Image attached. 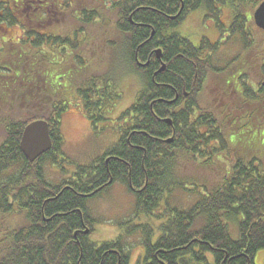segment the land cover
I'll return each instance as SVG.
<instances>
[{
	"label": "trees",
	"instance_id": "1",
	"mask_svg": "<svg viewBox=\"0 0 264 264\" xmlns=\"http://www.w3.org/2000/svg\"><path fill=\"white\" fill-rule=\"evenodd\" d=\"M261 1L0 0V27L22 30L16 46L0 47L13 56L0 57V215L23 213L25 219L0 229V264H129L125 235L100 243L89 239L93 220L85 202L116 181L134 194L137 217L155 212L162 219L153 243L152 231L140 227L142 264H255L256 253L264 249V164L231 152L229 145L239 142L237 137L228 140L227 133L242 125L238 110L232 105L203 107L198 97L209 74L221 75L233 88L239 80L245 99L257 100L264 109V49L254 88L238 56L218 65L214 60L219 43L202 38L195 47L173 29L185 14L201 9L217 30L248 51L255 41L252 12ZM225 8L227 25L220 20ZM62 22L79 26L61 33ZM96 23L104 39L113 33V25L118 39H107L114 53L97 57L100 64L105 62L99 70L92 68L97 52L87 39ZM117 58L141 84L133 102L119 114L124 120L117 142L90 164L76 165L61 183L48 182L46 162L63 171V161L69 160L60 132L68 104L51 80L58 75L64 82L73 70L72 87L96 129L120 99ZM236 72L240 74L233 80ZM261 117L259 124L244 127L264 124ZM37 119L48 123L52 144L30 161L19 145L24 127ZM180 155L205 167L222 166L219 183L203 187L184 208L170 199L173 189L184 185L175 174ZM230 225L236 227L235 236ZM127 227L133 234L138 228Z\"/></svg>",
	"mask_w": 264,
	"mask_h": 264
},
{
	"label": "rangeland",
	"instance_id": "2",
	"mask_svg": "<svg viewBox=\"0 0 264 264\" xmlns=\"http://www.w3.org/2000/svg\"><path fill=\"white\" fill-rule=\"evenodd\" d=\"M229 16L227 8L223 9L220 19L222 24L229 23ZM66 17L68 16L66 15ZM66 23L67 22H62L60 28L61 33L70 32L68 30H72L79 26L78 23L75 26H67ZM213 23L214 21L212 22L210 18H206L204 12L198 9L187 13L186 17L181 20V23L176 26L173 31L189 39L193 45L199 44L200 38L204 37L212 42H218L221 47L215 52V63L222 65L232 57L238 56L237 58L240 60L238 61V65L243 61V65L240 69L249 73L247 82L252 87L257 88L255 83V81L258 80L257 64L263 53L262 49H264V33L262 34L256 27L253 28V33L255 35L254 44L248 51H245L239 41L234 39L230 40L231 38L229 39V37L226 36V32L221 33V31L216 30ZM109 29L113 30L114 35L113 33L107 34V37L104 39L103 29L98 27L97 23L92 24L89 28L91 36H88L87 39L90 45L94 43L93 48H95L97 52L93 59L92 68H94V70H99L101 65L105 64V62L100 64V59L97 57H107L110 53H114V50L112 51V49H109V45L106 41L111 38L112 40H116L117 36L113 25H109ZM57 31L60 32L59 30ZM21 36L22 30L19 26H1L0 47L4 45L16 46ZM222 40L225 42H222ZM120 52L121 49H119V53ZM5 56L10 58L12 55L6 51H0V57ZM57 59L59 58H55V60ZM65 60L67 62L70 61L68 54L65 55ZM119 62L117 58L115 75L120 74L118 76V83L121 89L120 99L117 101L112 111L108 113V118L105 121L98 122L96 129L92 128L77 99L76 91L72 87L71 80L73 70L67 73L64 82L58 79V75L51 80L56 90L60 91V95L68 104L61 119L60 132L63 139L62 151L69 160L63 161L61 165L63 171L55 165L46 162L44 165V177L48 182L53 184L61 183L63 179L69 177L76 165L90 164L104 150L117 142L119 137V126L122 125V121L124 120L119 119V114L130 106L137 91L141 87L138 76L132 74L131 71L124 70ZM239 74L240 72H236L233 75V80H235ZM221 78L223 80V76L221 77V75L209 74L203 90L198 97V101L203 107L211 104H215L217 107L232 105V107H234L233 109L238 110L240 113L238 124L242 123V125L235 131L232 130L229 131V134L227 133L228 140L237 137V141L239 142L236 146L229 145L231 152L235 150L241 157L247 159L254 157L257 160H261L264 164V124L244 127V124H255L256 122L259 124L262 118L261 116L264 115V109L259 106L257 100L252 101L251 99H245L244 95L241 93L242 84H240L239 80H236V85L233 88L226 86ZM236 88L239 90L236 91ZM255 109L256 113L253 112ZM251 112H253L252 115ZM247 113L248 115L246 116L245 114ZM21 118L22 115L20 114L18 119L21 120ZM3 134L4 131L0 129V142L2 141ZM183 158L184 156L182 157V155L178 157L177 164L175 165V174L178 179L184 182V185L174 188L170 195L171 202L182 208L190 205L195 200L196 193H201L203 187H210L213 184L219 183L217 177L222 167L220 163L215 166L213 164H205V167L199 165L197 162L194 163L185 158L184 160ZM213 167L217 172L212 169ZM17 169L18 167H16L14 171L17 172ZM12 171L13 170H9V173ZM134 204V194L125 184L119 181L112 183L99 194L88 198L85 202V207L90 218L93 220V230L90 232L91 235L89 234L90 241L100 243L106 240H112L118 235H125V247L129 248L128 251L135 257L137 253L142 250V238L139 234V230H141L140 227L143 225L146 226L152 231L153 236L156 235L157 237L159 234L158 232H160L159 224L162 222V219L156 216L155 212L153 215L150 214L137 217ZM157 211L158 213L160 212L159 210ZM0 220V229L17 226L25 221L23 213L0 215ZM131 224L132 226H138V228H135V234H133L134 231H129L127 227ZM229 231L233 236L236 235L235 226L230 225ZM128 232L133 235L126 236ZM156 237L152 238L155 240ZM254 262L255 264H264V249L256 253Z\"/></svg>",
	"mask_w": 264,
	"mask_h": 264
},
{
	"label": "water",
	"instance_id": "3",
	"mask_svg": "<svg viewBox=\"0 0 264 264\" xmlns=\"http://www.w3.org/2000/svg\"><path fill=\"white\" fill-rule=\"evenodd\" d=\"M175 16H171L174 18ZM254 24L264 31V0H262L253 11ZM155 54L157 58H160L161 50L156 49ZM162 64L161 69H164ZM168 123H171L170 119H166ZM172 137L167 141L170 142ZM20 149L22 153L30 160L33 161L39 155L46 152L51 146V137L49 134L48 123L45 120L38 119L28 123L22 132L20 139ZM87 230H85L86 232Z\"/></svg>",
	"mask_w": 264,
	"mask_h": 264
},
{
	"label": "flooded vegetation",
	"instance_id": "4",
	"mask_svg": "<svg viewBox=\"0 0 264 264\" xmlns=\"http://www.w3.org/2000/svg\"><path fill=\"white\" fill-rule=\"evenodd\" d=\"M186 17V14L183 16V18H185ZM214 24V26H215V23H213ZM216 27V26H215ZM216 30H217V27H216ZM205 38V37H204ZM200 39H202V38H200ZM207 39V38H206ZM190 41V40H189ZM201 41V40H200ZM212 42V41H211ZM214 43H217V42H214ZM191 44H192V42H191ZM201 43H199V44H197V45H194L195 47H198L199 45H200ZM142 223V222H141ZM142 225V224H141ZM153 237V236H152ZM154 237H156V235L154 236ZM153 239V240H152ZM151 240H152V242L151 243H153L154 242V238H151ZM145 250H144V248L142 247V250H140L139 251V253H137V255L134 257V256H132V254L130 253V255H129V264H142V259H143V256L145 255ZM140 259V260H139Z\"/></svg>",
	"mask_w": 264,
	"mask_h": 264
}]
</instances>
